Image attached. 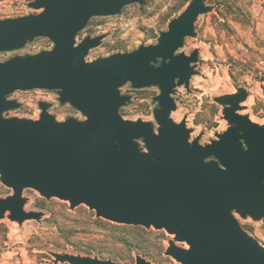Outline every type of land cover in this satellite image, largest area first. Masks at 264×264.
Segmentation results:
<instances>
[{
	"label": "water",
	"instance_id": "obj_1",
	"mask_svg": "<svg viewBox=\"0 0 264 264\" xmlns=\"http://www.w3.org/2000/svg\"><path fill=\"white\" fill-rule=\"evenodd\" d=\"M144 0H30L36 12L0 18V53L36 38L51 47L0 61V219L22 224L41 211L24 210V189L46 199L84 204L117 224L165 230L173 235L164 254L180 264H264V246L237 221L264 227V124L238 113L244 87L213 98L227 126L215 138L190 139L186 117L174 121L176 88L189 91L198 49L178 50L195 37L198 17L213 10L189 0L153 43L87 60L105 33L77 36L93 17L113 16ZM156 87L154 122L123 118L131 100L121 87ZM33 89L57 93L83 117L58 120L39 100L37 118L4 116L21 103L8 96ZM154 123L156 127H154ZM7 213V214H6ZM176 242H184L188 248ZM54 264H121L110 259L49 251ZM128 264V263H125ZM135 264H150L140 255Z\"/></svg>",
	"mask_w": 264,
	"mask_h": 264
},
{
	"label": "rangeland",
	"instance_id": "obj_2",
	"mask_svg": "<svg viewBox=\"0 0 264 264\" xmlns=\"http://www.w3.org/2000/svg\"><path fill=\"white\" fill-rule=\"evenodd\" d=\"M30 0H0V18L36 12L26 3ZM189 0H144L140 4L125 6L113 16L91 18L77 36L105 33L102 43L89 51L87 60L106 56L116 51H129L139 44L153 43L158 32L166 29L168 21L175 17ZM207 0L213 10L202 14L195 23V37H187L179 51L189 53L198 49L196 74L189 81V91L177 87L173 95L176 110L171 113L174 121L186 117V126L192 129L190 139L202 132L200 143L215 138L227 126L222 116V106L213 98L235 92L244 87L247 98L238 113L264 124V0H226L228 7ZM185 5L181 7L183 4ZM46 38H36L14 53H0V61L13 54H31L50 48ZM128 84L121 87L126 90ZM159 93L156 87L130 90L131 101L119 112L123 118L144 119L154 122L153 98ZM21 103L17 109L3 115L37 118V103H50L48 111L56 119L83 116L67 103L60 104L57 93L51 90L33 89L15 91L8 96ZM154 127L156 124L154 123ZM11 189L0 182V197ZM24 210L41 211L39 220L29 219L18 224L4 216L0 219V264H54L49 251L69 252L110 259L121 264H135L140 255L150 264H180L164 254L173 235L165 230L134 227L110 222L96 217L93 210L80 204L70 209L69 203L58 198L46 199L37 191L27 188ZM7 214V213H6ZM250 231L264 238L260 222H249ZM184 247V242H176ZM187 245V244H186ZM188 246V245H187ZM86 249L93 251L83 252ZM65 264V263H56Z\"/></svg>",
	"mask_w": 264,
	"mask_h": 264
},
{
	"label": "built area",
	"instance_id": "obj_3",
	"mask_svg": "<svg viewBox=\"0 0 264 264\" xmlns=\"http://www.w3.org/2000/svg\"><path fill=\"white\" fill-rule=\"evenodd\" d=\"M2 2L3 1H6V0H1ZM26 7H28L27 6V3H26V5H25ZM29 8V7H28ZM13 53L15 52V51H12ZM13 55H15V54H13ZM12 55V56H13ZM235 216H236V218H237V221L239 222V224L250 234V235H252V236H254L257 240H258V242L262 245V246H264V238L263 237H261V236H259L258 234H254V233H252L250 230L251 229H253V227H249V222H252V223H258V222H260L261 223V221H253L251 218H246V219H241L237 214H235ZM262 224V223H261ZM263 227V226H262ZM264 228V227H263Z\"/></svg>",
	"mask_w": 264,
	"mask_h": 264
},
{
	"label": "trees",
	"instance_id": "obj_4",
	"mask_svg": "<svg viewBox=\"0 0 264 264\" xmlns=\"http://www.w3.org/2000/svg\"><path fill=\"white\" fill-rule=\"evenodd\" d=\"M218 3V5L220 4V5H224V7L226 6V7H228L229 6V3L228 2H226V0H217L216 1V4ZM185 5V3L181 6V7H183ZM121 225H125V224H121ZM127 226H133V225H127ZM134 227H137V226H134ZM139 227H141V226H139ZM91 251H93V250H89V249H86V250H84L83 252H85V253H89V252H91Z\"/></svg>",
	"mask_w": 264,
	"mask_h": 264
},
{
	"label": "flooded vegetation",
	"instance_id": "obj_5",
	"mask_svg": "<svg viewBox=\"0 0 264 264\" xmlns=\"http://www.w3.org/2000/svg\"><path fill=\"white\" fill-rule=\"evenodd\" d=\"M126 85V84H125ZM130 90H134V88H132L129 84L127 85V87H126V90H124V94H129V92H130ZM130 95V94H129ZM130 97H131V95H130ZM131 101V100H130ZM155 102V101H154ZM127 105V104H126ZM126 105H124V106H126ZM124 106H122V107H124ZM121 107V108H122ZM120 108V109H121ZM154 110V109H153ZM192 132V131H191ZM218 133V132H217ZM201 134V136H202V132L200 133ZM200 134H198V135H200ZM197 135V136H198ZM190 137H191V133H190ZM196 137V136H195ZM201 138V137H200ZM200 140V139H199Z\"/></svg>",
	"mask_w": 264,
	"mask_h": 264
},
{
	"label": "bare ground",
	"instance_id": "obj_6",
	"mask_svg": "<svg viewBox=\"0 0 264 264\" xmlns=\"http://www.w3.org/2000/svg\"><path fill=\"white\" fill-rule=\"evenodd\" d=\"M184 247H185V248H188V246H187L186 244H184Z\"/></svg>",
	"mask_w": 264,
	"mask_h": 264
}]
</instances>
